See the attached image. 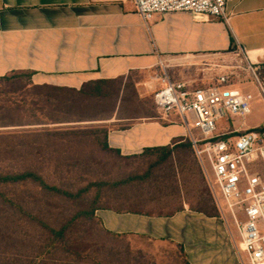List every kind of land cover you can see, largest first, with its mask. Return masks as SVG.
Segmentation results:
<instances>
[{
	"label": "rangeland",
	"instance_id": "obj_1",
	"mask_svg": "<svg viewBox=\"0 0 264 264\" xmlns=\"http://www.w3.org/2000/svg\"><path fill=\"white\" fill-rule=\"evenodd\" d=\"M164 73L173 81L194 87L217 85V77L223 74L227 76L225 86L251 94L250 112L244 117L227 115L219 119L216 132L243 131L245 129L239 126L243 120L253 126L251 128L264 124L261 90H264V58L252 62L236 47L217 54L161 59L148 71L132 72L121 84H110L111 97L103 98L97 110L90 109L89 113L103 117L114 111L117 119L132 116L131 121L159 120L153 93L161 85L160 76ZM65 118L64 111L53 110L50 103L36 100L27 86L0 80V173L32 170L47 184L70 191L93 182L107 183L100 187L92 185L85 196L99 195L98 203L110 208L135 209L153 215L167 214L183 203L201 208L207 215H220L218 208L226 206L212 186L209 165L197 160L189 143L190 134L198 136L193 127L191 131L185 129V146L161 161L157 155L120 157L108 152L101 146L103 132H93L104 123L65 121ZM131 121L115 124L122 126ZM102 130L106 129L102 127ZM253 169L264 177L263 161L256 158ZM119 181L122 182L113 184ZM2 190L12 199H19L26 214L21 215L0 202L2 227L12 235L9 240H0L10 241L0 245V264H34L40 258L47 264H184L179 249L161 242L163 240L106 233L97 216L100 210L95 212L93 221L77 218L67 226V241L86 246L81 258L60 249L46 252L42 245L48 241L47 233L41 223L30 218L42 216L45 223L57 228L73 213L74 204L58 194L44 192L31 181L2 187ZM231 216L234 229L227 227L228 235L231 241H240L237 221L242 220L243 215L236 211L235 216ZM235 250L239 264H247L239 242Z\"/></svg>",
	"mask_w": 264,
	"mask_h": 264
},
{
	"label": "crops",
	"instance_id": "obj_2",
	"mask_svg": "<svg viewBox=\"0 0 264 264\" xmlns=\"http://www.w3.org/2000/svg\"><path fill=\"white\" fill-rule=\"evenodd\" d=\"M226 13L227 20L181 11L144 21L131 0H0V77L29 71L33 85L78 89L88 81L148 71L159 59L231 47L252 62L264 58V0H226ZM171 118L131 121L112 113L96 121L104 123L109 146L131 155L148 147H184L182 140L172 141L186 135L185 127ZM123 120L131 122L116 126ZM239 126L253 127L244 120ZM218 210L220 215H207L183 203L161 215L102 209L97 216L112 233L177 247L188 264H239V241L227 232L234 229L231 212L227 206Z\"/></svg>",
	"mask_w": 264,
	"mask_h": 264
},
{
	"label": "built area",
	"instance_id": "obj_3",
	"mask_svg": "<svg viewBox=\"0 0 264 264\" xmlns=\"http://www.w3.org/2000/svg\"><path fill=\"white\" fill-rule=\"evenodd\" d=\"M139 16L149 20L154 14L189 12L227 20L226 0H131ZM159 59L158 61H160ZM227 76L220 74L217 85L194 87L173 81L165 73L153 93L157 119L168 122L172 116L191 131L190 143L197 160L206 162L216 188L231 214L239 211L237 221L239 249L247 264H264V177L253 169L257 158L264 162V130L254 128L216 132V122L227 115L244 117L250 112V93L225 86ZM263 94L264 90L261 88Z\"/></svg>",
	"mask_w": 264,
	"mask_h": 264
},
{
	"label": "trees",
	"instance_id": "obj_4",
	"mask_svg": "<svg viewBox=\"0 0 264 264\" xmlns=\"http://www.w3.org/2000/svg\"><path fill=\"white\" fill-rule=\"evenodd\" d=\"M228 50H231L228 49ZM31 73L29 71H12L2 77L0 80H5L7 82H18L22 86H27L30 90V93L34 95L35 99L38 101H43L44 103H50L53 110H62L66 113L65 121H69L71 119L75 120H105L109 118V116L114 112V107L110 110L113 111L109 116H101V115H92L89 113L90 109H96L102 104L103 98L111 97L112 90L110 88V84L117 83L121 84L124 77H119L116 79H99L94 81L85 82L80 86V88H68V87H56V86H49V85H33L30 81ZM20 86V85H19ZM118 88V87H117ZM118 93V91H117ZM116 94V93H115ZM117 97V94H116ZM120 98V102H121ZM117 100V99H116ZM154 103V102H153ZM114 106V105H113ZM155 106V105H154ZM42 109V105L39 106ZM97 110V109H96ZM78 115H75V113ZM99 112V111H98ZM71 115L72 117L68 118ZM118 118V117H117ZM126 118V117H125ZM132 118V116L127 117ZM59 120V119H56ZM51 121V120H50ZM256 131H263L264 124L254 128ZM93 132L95 133H102L104 134V139L101 141V146L104 150L108 152H113L120 157H126L130 155H124L120 152L119 149L113 148L108 145L106 141V130H102V127H96ZM242 132V131H240ZM185 142L184 137H179L174 139L172 142L180 141ZM190 143V139H189ZM191 145V143H190ZM192 147V146H191ZM176 150L174 147H170L169 145L166 146H158V147H148L144 148L142 151L136 154H131V156H139V155H157L158 160H167L171 157L172 152ZM25 181H31L35 183L40 189L48 194H58L68 201H71L74 204L73 213L64 220V222L59 227H53L49 225V223H45L42 220V216L34 215L30 218V220L35 221L37 223H41L44 227L47 237L46 241L42 248L46 249V252L51 253L52 251H56L60 249L61 251L68 253L69 255L75 256L76 258H81L82 254L86 252V246L82 245L81 243H73L67 241V226L77 218H84L90 221L96 219L95 212L97 210L107 209L113 210L116 212H130L136 214H146V215H153L151 212H145L141 210H121L110 208L107 205L99 204L97 199L99 195H95L91 198L85 196V193L89 190L92 185L95 186H105L107 183H100V182H93L90 183L85 188H81L77 191H70L67 189H63L61 187L55 185H49L45 182V180L35 171L32 170H23L17 172H7V173H0V202L7 204L10 208L17 210V212L21 215H25L26 212L22 208V203L19 199H12L7 195V192L2 190V187H10L16 184H20ZM122 181L113 182V184H120ZM108 185V184H107ZM161 215V214H156ZM2 219L0 218V240H9L12 238V235L8 233L2 225ZM103 228V227H102ZM103 230L113 236H120L125 234H117L112 233L103 228ZM10 241H0V245L7 244ZM183 263L188 264L185 260L184 256L182 255ZM8 264V263H2ZM34 264H47L44 258H40L39 261L37 260Z\"/></svg>",
	"mask_w": 264,
	"mask_h": 264
}]
</instances>
